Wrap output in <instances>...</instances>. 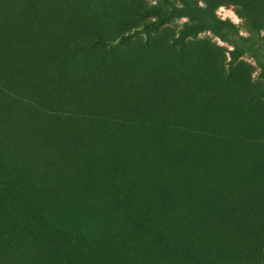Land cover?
Returning a JSON list of instances; mask_svg holds the SVG:
<instances>
[{"label":"rangeland","instance_id":"374dc122","mask_svg":"<svg viewBox=\"0 0 264 264\" xmlns=\"http://www.w3.org/2000/svg\"><path fill=\"white\" fill-rule=\"evenodd\" d=\"M192 1L234 22L243 39L223 41L197 7L192 19L186 10L172 17L173 6L163 0H29L21 9L24 35L37 23H55L67 35L96 40L86 68L97 70L105 53L117 89L132 96L129 86L138 82L147 97L133 102L139 126L132 130L120 131L101 117L18 122L31 132L34 147L44 128L45 142L50 134L64 139L60 145L51 140L46 152L57 153L42 150L37 164L18 135L15 159L0 160V264H264L263 162L237 200L223 203L220 193L200 192V134H193L215 113L241 123L233 128L264 123L263 6L261 0ZM242 3L251 21L262 18L260 36L252 37L238 17ZM0 18V31L12 35L13 15ZM10 42L0 34V73L22 76V82L39 79L27 67L35 44L17 53ZM234 45L235 59L229 53ZM53 62L41 61L39 71L47 73ZM68 85L73 93L80 88ZM184 121L190 130L183 131ZM11 124L3 119L0 129ZM158 136L168 146L179 144V159L194 162L180 169L182 178L193 171L199 176L185 185L186 203L152 183L154 167L169 156V149L151 146ZM169 205L177 211L174 225H157L159 211Z\"/></svg>","mask_w":264,"mask_h":264},{"label":"trees","instance_id":"16d2710c","mask_svg":"<svg viewBox=\"0 0 264 264\" xmlns=\"http://www.w3.org/2000/svg\"><path fill=\"white\" fill-rule=\"evenodd\" d=\"M28 1L0 0V15L12 14L15 19L14 33L9 35L0 31V34L11 40L9 47L18 49L17 53L35 44L36 49L32 51V56H29L27 67L33 76L39 77L36 80L27 79L22 82V76L20 79H14L6 73H0V122L4 119L12 123L5 130L0 129V160L15 159L12 147L18 143V135L21 136L25 148L31 151L37 164L40 160L39 157H42V150L46 154H52L53 151L57 153L55 151L57 149L46 152L47 147L52 148L51 140H53L52 142L55 140V143L60 145L64 138L57 139L54 134H50L49 140L45 142V137L48 138L45 135V128L44 133L38 132L37 146L34 147L31 144L33 137L30 135L31 132L18 125V122H27L32 119L31 117L44 122L67 120L72 123L76 120L86 121L101 117L111 121L120 131L132 130L136 125L139 126L133 102L135 99L141 100L143 97H147L144 95V85L135 82L129 86V90L133 92L132 96L125 94V91L128 90L117 89V74L110 68L105 53L101 55V62L97 70L87 69L86 66L92 60L87 49L94 47L97 43L96 40L87 39L81 34L67 35L63 27L58 24L37 23L32 26L29 35H24V26L19 25L21 23L19 12L25 8ZM163 1L173 6L172 17L177 11L186 10L192 19L194 18L192 10L197 7L199 11L205 13L207 21L223 41L233 45L235 44L234 39H243L239 27L234 22L219 18L211 9L199 8L198 3H194L192 0ZM177 5H180L182 9H178ZM260 5L263 7L259 13L262 14L264 0H261ZM238 7H236V13L240 19L244 20L243 26L252 37L260 36L261 32H258V28L262 27V18L257 17L253 22L244 14L247 5L242 3ZM3 26L4 23L0 18V30ZM53 37L59 38L60 45L58 47L53 45ZM26 41L31 42L26 43ZM113 45L110 42V46ZM238 49V45H234V49L229 51L233 59H235L234 55ZM48 53H51V59H48L50 56ZM77 53L81 55L73 58ZM218 57L223 59L222 54L218 53ZM52 59L54 62L48 72H40L41 61ZM91 72H96L99 76L95 77ZM70 82H77L80 87L75 93L69 90L68 83ZM56 90H61L63 94L56 95ZM260 93L264 94L262 91ZM123 101L127 102L126 109L124 105L122 106ZM119 105L121 108H118ZM13 120L17 121L15 128H13ZM234 124L241 125V123L230 119L229 115L223 116L222 112L209 116L205 123L200 125V128L193 129L194 135L200 134V192L206 194V190H208L220 193L218 199L228 204L237 200L236 197L247 187L256 172H260V164L262 162L264 164V123L258 128L251 129L233 128ZM181 127L183 131L191 129L187 121L182 122ZM35 129L40 130L36 126ZM156 139L158 141L151 143V146L156 145V148L159 149L158 152L169 149V156L164 157L157 168L154 167L156 175L152 179V183L157 184L156 189H161L164 184L169 188L170 198L186 203L182 199L185 196L184 189L188 188L185 185L189 183L193 175L196 178L199 176L193 171L194 174L182 178L180 169L185 166L192 168L194 162L190 159H179V154L176 153L181 148L179 144L168 146L162 143L163 140L159 136ZM231 148L232 153L230 152ZM118 149L121 147L118 146ZM239 150L241 151L239 152ZM252 154H255V160L258 162L256 165L254 164L255 160L251 158ZM159 212L157 225L162 227L174 225L173 222L178 215L172 206H162V210ZM162 221L165 222V225L161 223ZM109 255L107 254L106 257Z\"/></svg>","mask_w":264,"mask_h":264}]
</instances>
